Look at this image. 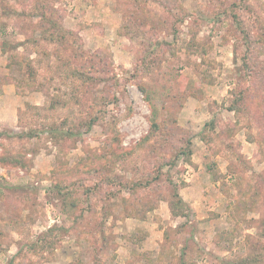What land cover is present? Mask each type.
<instances>
[{
  "label": "rangeland",
  "instance_id": "1",
  "mask_svg": "<svg viewBox=\"0 0 264 264\" xmlns=\"http://www.w3.org/2000/svg\"><path fill=\"white\" fill-rule=\"evenodd\" d=\"M2 83L0 264H264V0H0Z\"/></svg>",
  "mask_w": 264,
  "mask_h": 264
},
{
  "label": "trees",
  "instance_id": "2",
  "mask_svg": "<svg viewBox=\"0 0 264 264\" xmlns=\"http://www.w3.org/2000/svg\"><path fill=\"white\" fill-rule=\"evenodd\" d=\"M235 16H237V15H235ZM243 29V28H242ZM245 30L243 29L242 30V32H244ZM249 37V39H250V34H247V38ZM251 40V39H250ZM247 41H248V39H247ZM5 83H2V84H0V91H1V87H3V85H4ZM141 90H142V92L143 93H145V97H146V100L147 101H151V98L149 97V95L147 94V92H146V89L144 88V87H141ZM244 99V96H242L239 100H243ZM239 100H237V101H239ZM154 125V127L155 128H158V124L157 123H155V124H153ZM2 135V134H1ZM0 135V137H2ZM18 161V162H20L19 160H17V159H14L13 161ZM176 187L174 186V190H175V197H177L178 198V193L176 192V189H175ZM182 200H183V197L182 198H180V199H178L177 200V202H176V206L178 207V204H180L181 202H182Z\"/></svg>",
  "mask_w": 264,
  "mask_h": 264
},
{
  "label": "crops",
  "instance_id": "3",
  "mask_svg": "<svg viewBox=\"0 0 264 264\" xmlns=\"http://www.w3.org/2000/svg\"><path fill=\"white\" fill-rule=\"evenodd\" d=\"M11 85H8V84H6V85H4V91L7 93L8 92V94H6V93H2V91H0V102H1V100H5V99H7L8 97H10L11 95H10V93H11V91H12V87H10ZM14 89V88H13ZM13 97H14V94H13ZM17 110H18V108H17ZM12 123V122H11ZM13 124V123H12Z\"/></svg>",
  "mask_w": 264,
  "mask_h": 264
}]
</instances>
